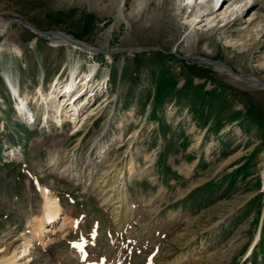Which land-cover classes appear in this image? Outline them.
<instances>
[{
	"label": "rangeland",
	"instance_id": "rangeland-1",
	"mask_svg": "<svg viewBox=\"0 0 264 264\" xmlns=\"http://www.w3.org/2000/svg\"><path fill=\"white\" fill-rule=\"evenodd\" d=\"M190 1L0 0V30L21 18L93 49L0 32V250L14 241L17 264H264V86L201 60L264 83V0L200 22ZM72 77L93 87L61 127L43 106ZM42 188L63 210L35 255Z\"/></svg>",
	"mask_w": 264,
	"mask_h": 264
},
{
	"label": "bare ground",
	"instance_id": "bare-ground-1",
	"mask_svg": "<svg viewBox=\"0 0 264 264\" xmlns=\"http://www.w3.org/2000/svg\"><path fill=\"white\" fill-rule=\"evenodd\" d=\"M249 2H250V0H210L209 2H207L206 5H202V4H197L196 1L193 2V0H191L190 2H188V6L189 5L193 6L191 13L193 14V17H194L195 20L200 19V18L202 19L204 17L210 18V16H213L215 19H217L220 16L227 15L226 12H222L220 14V11L222 10V6L227 4L228 7L231 8L230 12L232 13V16H233V15H235L237 13V11L235 9L242 10L244 7H246L249 4ZM220 4H221V6H219ZM240 4L243 5V6L239 7ZM202 11H205V14H201ZM201 19L199 20V22L201 21ZM37 35L39 36V34H37ZM49 39L53 40V42H55V44H58V45L59 44H62V45L68 44V42H67L68 39L66 38V36L58 34V32L52 33L50 35ZM73 44H74L73 46L76 49L93 50L92 47H90L87 44L81 43V42H75ZM131 52H135V50H131ZM203 58H205V59H203ZM201 60L207 65H214V68L217 71L227 73L235 81V83L240 85V86H244V87L248 88V87H257L260 84H262L261 81L258 78L253 77V76L249 77V76H243V75L236 74L231 68H227L226 66H224L223 63H213V62H211L208 59V57H202ZM91 73L92 72H90V74ZM92 77L93 76H91L88 79H91ZM74 83H75V81H74V79L72 77L70 82L66 84V88H65V91L63 93L64 94L63 95L64 98H63L62 101H61L62 97L59 98V93H57V91L55 90L57 88V85L51 86V88H54V89L52 90V92L48 96V99L45 100L46 104L43 106V107H46V109H48L49 107H52L56 111V113H59L58 117H60V118L58 119V123L61 125V127H63V124L68 119L71 121L72 120L71 117L74 119L76 114H77V112H78V107L75 105L76 101L78 100V99H76V101H75V98H76V96L78 97V95L75 96V94H77V92H79V91H75V93L73 94V97L74 96L75 97L71 100V101L74 100V102H75V103L73 102L74 109H72V110L66 109V107H68L66 105V103L71 99L72 93L74 92V90L72 91V89L77 84V83L76 84H74ZM86 83L87 82L84 81V82H80L79 84H77V85H81L83 88L85 87L84 89H82V87H77L76 88L77 90H79V89L81 90L79 95L83 92V90L88 89L87 87H88L89 84H91V81H89L87 85H86ZM92 87H93V85H92ZM10 89L13 92L12 87H10ZM14 89H16V88L14 87ZM16 90L18 92L16 98L19 100V97H20L19 91H18V89H16ZM16 90H14V92H16ZM18 106H19L18 109L21 112V115L25 116L24 117L25 119L26 118L27 119L28 118L34 119L32 122H34L36 120L35 116H34V113H33L31 107L28 105L27 102H24V100L21 99L20 103H18ZM71 111L73 113L70 115ZM44 112H45V110H44ZM67 117H69V118L67 119ZM43 118H44V124H46L48 122V120H47L48 117H46L45 113H44ZM61 156H60L59 152L54 153L52 155V157H51L52 164L53 165H58V163L60 162V157ZM228 163H230V159L226 160L223 164L225 165V164H228ZM91 165L93 166L94 163L91 162ZM102 165L103 164L96 165L95 168H94L93 173H95V174L98 173L102 169ZM93 187L94 188L97 187L96 188L97 190L99 189L98 185H97V181L95 182V185ZM100 194H101V191L98 190V195H100ZM41 195H42V198H43L42 213H41V216H39L38 219H34L33 222H32V224H33L32 236L29 239L28 246H27V249L29 247L31 248V254L33 253L35 255H36V251L35 252L32 251V248L34 247V245H32L31 243L33 242L34 239L35 240L37 239L43 246L46 245V241L44 239V233H46L45 231H51L48 225L51 224L53 221H55L60 216V214H61V212L63 210L61 204L59 203V201L56 198H53L52 196H50L46 188H42ZM126 198L124 197L125 200H127ZM119 203H121V201H119ZM126 204H125V206L122 205L123 211L121 212V215H120L119 219L125 218L127 216L129 217L131 214H133V206H129L128 203H126ZM122 223H123V221L119 220V224H122ZM73 227H74V225H73ZM60 231L61 230L53 229L52 232L53 233H57V232H60ZM64 231H66V230H64ZM14 244H15V242L13 241V243L10 242V243L7 244V246H4V247L1 248L0 254H1L2 257L0 258V264H17V262H16V254H15L17 248L16 247L13 248ZM11 248H13V249L11 250ZM10 252H11V254H9ZM78 252H79V249H78ZM8 255H10V256L8 257ZM79 260H81V257H79ZM78 263L80 264V263H82V261L78 262Z\"/></svg>",
	"mask_w": 264,
	"mask_h": 264
},
{
	"label": "water",
	"instance_id": "water-1",
	"mask_svg": "<svg viewBox=\"0 0 264 264\" xmlns=\"http://www.w3.org/2000/svg\"><path fill=\"white\" fill-rule=\"evenodd\" d=\"M13 24H19V25H22L28 29H30L31 31L39 34V36H42V37H45V38H50V35L54 32H58L64 36H66V38L68 39L67 42L68 44H73L75 42H78L77 39L69 36L68 34H66L65 32L61 31V30H58V29H52V30H40L38 28H36L35 26H33L32 24L24 21L23 19L21 18H15V19H12V20H9L6 24V26L0 30V32H6L7 29L12 26ZM143 48L142 47H135V48H132V49H128V50H135V51H139V50H142ZM212 62L213 63H221L220 61H217V60H214L212 59ZM224 66H226L227 68H230V66H228V64H223ZM259 86H264V83L260 84Z\"/></svg>",
	"mask_w": 264,
	"mask_h": 264
},
{
	"label": "snow or ice",
	"instance_id": "snow-or-ice-1",
	"mask_svg": "<svg viewBox=\"0 0 264 264\" xmlns=\"http://www.w3.org/2000/svg\"><path fill=\"white\" fill-rule=\"evenodd\" d=\"M74 247L80 248L81 251L83 250L80 245H74Z\"/></svg>",
	"mask_w": 264,
	"mask_h": 264
}]
</instances>
